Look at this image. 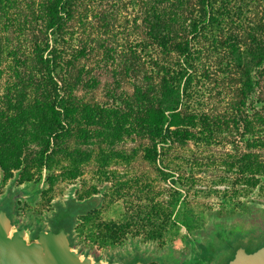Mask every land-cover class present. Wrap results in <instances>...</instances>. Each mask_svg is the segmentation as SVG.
I'll list each match as a JSON object with an SVG mask.
<instances>
[{
    "label": "trees",
    "instance_id": "1",
    "mask_svg": "<svg viewBox=\"0 0 264 264\" xmlns=\"http://www.w3.org/2000/svg\"><path fill=\"white\" fill-rule=\"evenodd\" d=\"M214 112L241 132L244 170L264 173L248 152L264 151V0H0V138L35 141L44 168L123 137L153 162L185 129L211 133Z\"/></svg>",
    "mask_w": 264,
    "mask_h": 264
},
{
    "label": "rangeland",
    "instance_id": "2",
    "mask_svg": "<svg viewBox=\"0 0 264 264\" xmlns=\"http://www.w3.org/2000/svg\"><path fill=\"white\" fill-rule=\"evenodd\" d=\"M105 92L101 88L95 100H105ZM257 97V94L252 96L253 104L250 103L249 108L258 107ZM218 100L208 98L207 108L223 109V102L219 104ZM229 114L222 117L224 114L210 113L211 133L201 132L198 127L185 129L187 132L172 138L170 146L159 148L160 157L153 162L145 159L139 140L123 137L104 151L95 142L90 146H77L83 153L78 162L58 151L44 168L39 144L30 140L21 149L17 145L20 138L8 135L11 139L0 138V176L13 178L14 171L24 164L21 183L42 179V185L46 179L48 191L38 199L37 207L40 204L49 207L46 203L49 200L64 201L74 188L80 199L103 196L94 201L100 202L96 215L101 228L98 244L93 242L92 225L86 233L88 244L99 245L105 257L119 256L130 246V240L139 242L142 247L182 246L196 227L208 224L217 212L239 210L241 206L250 210L255 205H264V173L258 174L255 167L244 170L245 162L240 163L241 154L233 144L236 141L242 144L243 139L238 135L241 132L235 130V124L230 123ZM73 144L71 141L69 147H76ZM248 152L259 155L256 162L261 156L264 158V151L259 148ZM252 163L250 159L248 164ZM91 206V203L71 204L67 208L73 215ZM182 216L188 218L191 230L179 221ZM54 221L59 223L58 214ZM67 227L68 230L73 228L72 218ZM109 230L114 231V243L108 239ZM251 239L253 243L264 242V236Z\"/></svg>",
    "mask_w": 264,
    "mask_h": 264
},
{
    "label": "flooded vegetation",
    "instance_id": "3",
    "mask_svg": "<svg viewBox=\"0 0 264 264\" xmlns=\"http://www.w3.org/2000/svg\"><path fill=\"white\" fill-rule=\"evenodd\" d=\"M14 172L13 178L0 176V211L6 213L12 225L27 230L34 239L42 232L58 233L64 230L72 247L95 260L103 259L118 264H231L239 249L255 253L264 246V242L253 243L251 239L252 236H264V205H255L250 210L241 206L239 210L217 212L209 219L208 224L196 227L182 246L142 247L139 242L130 240V246L119 256L109 254L105 257L100 253L99 245L88 244L86 233L92 225L95 229L93 242L98 244L101 228L96 215L100 202L94 201L104 198L103 196L94 195L80 199L77 198V189L74 188V198L64 201L49 200L46 202L50 204L49 207L42 204L37 207L38 199L48 191L47 180L42 185V179L21 183L25 174L24 164ZM88 203L92 206L73 215L67 208L71 204L84 206ZM59 208L62 209L60 213ZM57 214L60 216L59 223L54 221ZM71 218L73 228L68 230L67 224ZM109 232L108 239L114 243V231Z\"/></svg>",
    "mask_w": 264,
    "mask_h": 264
},
{
    "label": "water",
    "instance_id": "4",
    "mask_svg": "<svg viewBox=\"0 0 264 264\" xmlns=\"http://www.w3.org/2000/svg\"><path fill=\"white\" fill-rule=\"evenodd\" d=\"M74 198L73 189L67 200ZM0 264H118L80 252L71 246L64 230L42 232L36 239L25 229L12 225L0 211ZM136 264H143L138 262ZM231 264H264V246L255 253L239 249Z\"/></svg>",
    "mask_w": 264,
    "mask_h": 264
}]
</instances>
